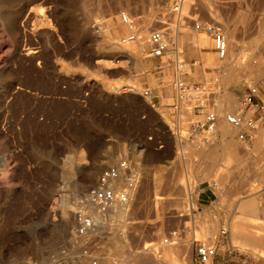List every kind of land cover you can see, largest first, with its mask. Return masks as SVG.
<instances>
[{
    "label": "rangeland",
    "instance_id": "obj_1",
    "mask_svg": "<svg viewBox=\"0 0 264 264\" xmlns=\"http://www.w3.org/2000/svg\"><path fill=\"white\" fill-rule=\"evenodd\" d=\"M187 1L188 16L175 23L176 0H0V264H61L75 256L78 264L86 252L89 264H123L125 258L137 264L134 256L150 250L156 258L141 264H194V238L213 244L219 233L211 215L197 208L196 197L215 182L223 189L229 147L260 158L264 175V150L255 149L264 144V123L251 141L239 139L236 127L228 133L232 144L220 133L232 127L224 111L235 110L247 87L264 78V0ZM122 12L136 19L137 37L146 17L149 32L175 23L182 35L184 23L190 34L177 53L162 57L150 55L139 39L124 49L120 39L132 29L122 23ZM193 19L221 25L228 40L224 55L211 33L195 29ZM203 34L212 44L202 53H212L213 63L204 64L188 42ZM228 53L232 58L224 67ZM179 77L207 86L214 92L211 101L218 99L216 109L223 113L212 143L180 142L171 133ZM132 85L136 91L129 90ZM144 89L151 94H142ZM181 130L188 137L186 124ZM124 156L142 174L124 220L115 216L113 228L98 223L90 233L71 216L63 228V197L75 207L74 191L83 197L102 170ZM99 164L93 182L80 187ZM191 200L196 211L190 212ZM174 229L178 241L163 243ZM232 238L248 264H260L264 238L261 246L241 243L234 231ZM171 248L180 253L165 260L161 253Z\"/></svg>",
    "mask_w": 264,
    "mask_h": 264
},
{
    "label": "built area",
    "instance_id": "obj_2",
    "mask_svg": "<svg viewBox=\"0 0 264 264\" xmlns=\"http://www.w3.org/2000/svg\"><path fill=\"white\" fill-rule=\"evenodd\" d=\"M171 12L176 14L180 21L187 17L183 14L181 0H176L172 5ZM121 18L132 29V33L123 36L120 43L137 39L134 30L135 22L125 12L121 13ZM193 20L196 30L205 29L214 36L216 49L220 55H224L227 49V40L221 25L217 22L203 23L196 19ZM147 49L149 54L155 57H162L169 51L177 53L179 48L178 44L174 43L171 27L167 25L152 29L149 32ZM128 88L131 91L137 90L134 86H128ZM173 89L171 109L175 129L171 130V133L177 136L180 142L200 140L205 144L210 143L217 133L221 118L216 109V101H211L214 92L203 84H191L180 77L175 80ZM142 94L150 95L151 91L144 89ZM187 112L193 113L196 117L185 120ZM225 119L232 126L239 128V139L251 141L256 130L264 123V98L261 97L259 87L257 85L248 86L245 93L240 97L236 109L227 112ZM183 124L189 128L188 137H184L182 134ZM158 143L159 147L163 146L162 142L159 141ZM141 179L140 170L127 156L120 158L117 163L105 167L99 174L96 183L89 187L87 193L75 204L73 213L81 230H92L97 226L94 217L86 211L90 205L94 206L102 215H106L120 206L127 209L133 201ZM189 208L191 209L190 212L196 211L192 200L189 203ZM189 214L182 212L180 216ZM221 232L226 234L227 229H223ZM179 237L180 232L174 229L163 239V243H176ZM217 239L213 244H210L194 238V264H220L216 257L218 253ZM228 250L233 255L238 253L237 256L241 257L244 263L247 262L246 253L234 243L230 244ZM96 263L93 261V264ZM61 264H77V261L75 258H69ZM123 264L133 263L125 258Z\"/></svg>",
    "mask_w": 264,
    "mask_h": 264
},
{
    "label": "crops",
    "instance_id": "obj_3",
    "mask_svg": "<svg viewBox=\"0 0 264 264\" xmlns=\"http://www.w3.org/2000/svg\"><path fill=\"white\" fill-rule=\"evenodd\" d=\"M257 80L256 85L264 98V78ZM231 131L220 129L221 136L230 140L228 144H232L228 134ZM255 149L259 153L264 150V144L258 142ZM228 161V174L221 178L223 189L217 182L212 187L207 185L198 192L196 200L200 212L211 215L212 228L219 231L216 257L220 264H248V261L244 263L237 256L238 253H230L228 248L233 243L232 231L236 232L241 243L261 246L258 241L264 238V175L260 171L262 161L252 157L243 147H229ZM223 229H227L226 234L221 232Z\"/></svg>",
    "mask_w": 264,
    "mask_h": 264
},
{
    "label": "bare ground",
    "instance_id": "obj_4",
    "mask_svg": "<svg viewBox=\"0 0 264 264\" xmlns=\"http://www.w3.org/2000/svg\"><path fill=\"white\" fill-rule=\"evenodd\" d=\"M190 2V1H189ZM181 3H182V10H183V14H184V11H186V9L185 8H187V4H188V1L187 0H181ZM210 4V3H209ZM209 8H210V6H209ZM185 9V10H184ZM211 9V8H210ZM210 12V11H209ZM187 16H188V14H186ZM129 16V15H128ZM191 16V15H190ZM130 17V16H129ZM147 19H148V17H146ZM146 19V21H142V23H141V26H140V30H141V32L138 34V37H137V40L139 39V44H140V46H142V47H144V46H147V40H148V36H149V26H150V22L151 21H149V19L147 20ZM176 19H177V17L175 18V23H176ZM136 20V19H135ZM134 20V21H135ZM182 22V21H181ZM122 23H124V24H126L125 22H122ZM175 23H172V25L170 24V27L172 28V29H174L173 31H174V35H173V40H174V43L175 44H184V42H185V40H184V36L185 35H189L190 34V32H189V29L187 30L186 28H184L183 26H186V25H184V23H183V25L180 23V25H181V27L179 28L180 29V32H182V35H179V30H178V24H175ZM127 25V24H126ZM152 25V24H151ZM110 27V26H109ZM188 28V27H187ZM129 29V28H128ZM131 29V28H130ZM134 30L136 31V32H138V25H137V22H136V25H135V27H134ZM176 30V31H175ZM115 32V31H114ZM233 35V34H232ZM179 36V37H178ZM191 36V35H190ZM189 36V37H190ZM187 39H188V37H187ZM191 39H192V37H191ZM226 39H227V37H226ZM188 41V40H187ZM228 41V40H227ZM230 41V40H229ZM188 42H190L189 44L191 45V47H193V48H195V50H197L198 52H199V54H200V56H201V59H203L204 61H205V63L204 64H207V63H211L212 61H213V56H212V53H211V55H208V54H205L206 53V51L204 52V54L202 53L203 52V49L204 48H206V47H208V46H210V44H212V41L210 42V37H208V35H205V34H203V35H200V36H197L196 38L195 37H193V39L192 40H190V41H188ZM187 42V43H188ZM135 42H134V40L131 42V41H128V42H126V44L127 45H122L123 47H124V49L125 48H130V46L132 45V44H134ZM232 43V42H231ZM125 44V43H124ZM181 44V45H182ZM186 44V43H185ZM178 45V46H179ZM229 47V46H228ZM231 47V46H230ZM208 52V51H207ZM212 52V51H211ZM230 52V51H229ZM233 54V53H232ZM237 54V53H236ZM135 59H136V57H134ZM133 58V59H134ZM215 58V57H214ZM230 58H232V57H230V55H229V53H228V56H226L224 59H225V61L226 62H224V67H227L228 66V61L230 60ZM224 59H222V60H224ZM101 63V62H100ZM112 61H104V66H106V67H111V66H113L112 64ZM114 63V62H113ZM213 63V62H212ZM223 67V68H224ZM68 68L67 69H65V71L66 72H68ZM133 86V85H132ZM230 101V100H229ZM216 103L218 104V99L216 100ZM221 104V103H220ZM222 105L224 106V108H227L228 107V101H226V100H222ZM219 107V106H218ZM231 111V110H230ZM224 112H226L227 113V111H224ZM219 113V115L220 114H222V113H220V112H218ZM221 116V115H220ZM222 118H220V120H221ZM219 126V125H218ZM230 128V127H229ZM229 130H234V126H232L231 127V129H229ZM259 140V139H258ZM226 142V141H225ZM230 142V141H229ZM212 143V142H211ZM227 143V142H226ZM84 156V155H83ZM141 168V167H140ZM100 170V164L99 165H97V168H96V172L94 173V172H92L91 174H89V179H88V182L87 183H84V182H82V181H80V182H78V184H79V186L80 187H83V186H86V185H90L92 182H93V180H94V178H96V175H97V173H98V171ZM74 174L75 173H73V172H71V171H67V176L68 177H72V176H74ZM68 182V181H67ZM67 184V183H66ZM69 185H70V183H69ZM72 185V184H71ZM68 186V185H67ZM70 189V188H69ZM81 189V188H80ZM74 197H76V200H75V204L79 201V197H80V195H79V191L78 190H75L74 191ZM56 198V197H55ZM55 201V200H54ZM55 206V205H54ZM54 206H52V207H54ZM51 207V208H52ZM54 209V208H53ZM74 209H75V207L74 206H72V204H70V201L68 200V198L67 197H63V199H62V203H61V220H60V225L64 228V227H66V226H68V224H69V220H70V217L71 216H73L72 218L74 219V220H76L75 219V217H74V214H73V211H74ZM70 210L72 211V214L70 213ZM60 211V210H59ZM86 211L89 213V214H91L93 217H94V219H95V222H96V224H98V223H100V224H98L99 226H101V227H103V228H113L112 227V221L114 220V218L115 219H117L118 220V218H119V220H120V218L122 219V217H124V214H125V211H126V207H124V206H120V207H117V208H115L114 210H112L110 213H108V214H106V215H102V214H100L98 211H97V209L94 207V206H88L87 207V209H86ZM130 211V210H129ZM129 213V212H128ZM128 215V214H127ZM115 216H120V217H118V218H116ZM122 216V217H121ZM50 217V216H49ZM49 217H47V219L49 220ZM73 219H71V220H73ZM55 220V219H54ZM116 220V222L117 223H119L118 221ZM124 219H122V221H123ZM115 223V222H114ZM70 225V224H69ZM115 225V224H114ZM98 227V226H97ZM95 229V228H94ZM98 229V228H97ZM93 230V229H92ZM92 230L90 231V233L92 232ZM96 230V229H95ZM105 230V229H104ZM103 230V231H104ZM112 230V229H111ZM94 232V231H93ZM239 232V231H238ZM88 233V232H87ZM241 233H242V231H241ZM240 233V234H241ZM93 235V234H92ZM95 235V234H94ZM238 235V234H237ZM246 235V234H245ZM98 236V235H97ZM248 236V235H247ZM253 237H254V234L252 235ZM246 237V236H245ZM257 237V236H256ZM253 239V238H252ZM251 240V239H250ZM254 240V239H253ZM255 240H259V239H255ZM259 243H260V245H261V239H260V241H258ZM82 243H83V241H82ZM82 243H81V245H82ZM90 243V242H89ZM88 243V244H89ZM84 244V243H83ZM172 244V243H171ZM256 244V243H255ZM259 245V244H258ZM165 248V247H164ZM177 248V247H176ZM156 249V248H155ZM79 252V251H78ZM139 252V251H138ZM178 252H179V250H178ZM87 253V252H86ZM84 254L83 255V257H79L78 259H79V262H78V264L80 263V264H86V263H88V262H91V260L89 261V257H90V255L89 254ZM180 253V252H179ZM179 253H175V251L171 248L170 249V251H163V253H161V255L165 258V260H170V259H175L176 260V258H177V256L175 255V254H179ZM148 254V256H146L145 255V253L142 255L141 254V252L140 253H138L136 256H134V257H136L135 258V262L137 263V264H141L142 262H144L145 261V259L148 257V258H150V259H153L154 260V258H156V256H157V253L155 252V250L154 251H151L150 250V252L149 253H147ZM264 254V253H263ZM80 256V255H79ZM78 257V256H77ZM75 258H76V256H75ZM260 264H264V256L263 255H260ZM150 261H152V260H150ZM154 262V261H153ZM153 262H152V264H153ZM175 262V261H174ZM144 263H147V262H144ZM165 263V262H164ZM167 263V262H166ZM165 263V264H166ZM170 263V262H169ZM89 264V263H88Z\"/></svg>",
    "mask_w": 264,
    "mask_h": 264
}]
</instances>
